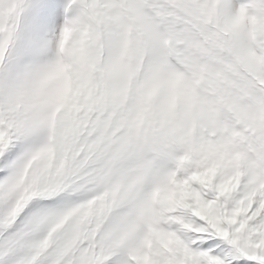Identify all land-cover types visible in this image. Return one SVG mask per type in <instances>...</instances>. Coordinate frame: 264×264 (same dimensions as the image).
<instances>
[{
	"label": "rangeland",
	"instance_id": "374dc122",
	"mask_svg": "<svg viewBox=\"0 0 264 264\" xmlns=\"http://www.w3.org/2000/svg\"><path fill=\"white\" fill-rule=\"evenodd\" d=\"M10 152L8 222L42 199L67 205L53 232L113 225L135 264H199L183 236H226L244 184L264 197V0H0Z\"/></svg>",
	"mask_w": 264,
	"mask_h": 264
},
{
	"label": "snow or ice",
	"instance_id": "6c2138e0",
	"mask_svg": "<svg viewBox=\"0 0 264 264\" xmlns=\"http://www.w3.org/2000/svg\"><path fill=\"white\" fill-rule=\"evenodd\" d=\"M12 155L10 152L0 161L7 169H10ZM8 179L9 175H6L0 182ZM251 190L250 185L244 184L241 191L222 201L229 213L243 211L237 222L228 226L226 236L211 228L183 236L189 252L199 258V264L215 261L219 264H264V197L257 196L249 204ZM41 201L49 202L33 200L11 222L8 217L13 202L3 205L0 211V264H42V258L47 264H135L134 239L122 240L119 229L106 225L94 233L90 231L81 240L74 221L53 232L54 224L67 205L57 207ZM22 214L27 219L23 228L17 224ZM34 234H41L40 238L33 240ZM21 252L23 256L18 255ZM121 253L126 256L118 260Z\"/></svg>",
	"mask_w": 264,
	"mask_h": 264
}]
</instances>
